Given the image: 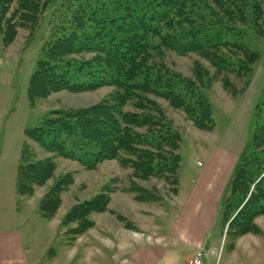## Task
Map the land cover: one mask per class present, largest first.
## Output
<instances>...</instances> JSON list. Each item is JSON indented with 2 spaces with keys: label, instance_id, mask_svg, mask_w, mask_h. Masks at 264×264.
Returning a JSON list of instances; mask_svg holds the SVG:
<instances>
[{
  "label": "trees",
  "instance_id": "1",
  "mask_svg": "<svg viewBox=\"0 0 264 264\" xmlns=\"http://www.w3.org/2000/svg\"><path fill=\"white\" fill-rule=\"evenodd\" d=\"M46 3L0 0V45H10L18 29H35ZM246 23L255 37L264 40V0H67L56 11L40 47L29 79V99L59 91H92L105 85L116 92L110 100L86 108L53 111L40 126L27 131L29 139L51 156L36 158L26 149L21 151L16 193L31 196L36 187L53 180L38 206L43 218L52 219L61 205L60 194L72 183L70 174L55 175L53 158L57 156L87 169L103 160L120 159L123 166H129L132 177L164 178L175 195L182 137L152 97L166 101L196 128L208 131L214 126L206 93L212 77L208 78L207 69L197 60L192 78L168 70L162 59L166 52L202 57L218 74L215 77L222 72L228 76L219 78L225 92L241 95L259 59L238 30V25ZM90 54L93 57H87ZM235 58L238 63L232 64ZM245 67L246 82L237 92L229 75L241 79ZM250 149L241 153L223 199L221 217L234 195L242 196L226 229H221L228 247L241 236L259 233L255 219L264 215V121L255 126ZM133 191L139 195L137 199L150 200L141 191ZM109 201L104 189L69 208L62 226L71 240L92 227L89 216L103 213Z\"/></svg>",
  "mask_w": 264,
  "mask_h": 264
},
{
  "label": "rangeland",
  "instance_id": "2",
  "mask_svg": "<svg viewBox=\"0 0 264 264\" xmlns=\"http://www.w3.org/2000/svg\"><path fill=\"white\" fill-rule=\"evenodd\" d=\"M66 1L47 0L35 29H18L17 36L10 45L5 47L0 45V200L14 198V219L20 230L27 235L30 249L34 250L42 264H69L67 261L69 243H73L75 252L77 250L75 264H121L120 245L125 241L129 245L132 244L133 238H138L139 242L143 238V232L167 240L169 245L165 246L163 258L158 259L156 264H171L177 255L178 250L175 246L178 243L174 238L167 236V231L172 230L176 222H179L174 218V212L178 208L176 203L178 192L174 195L173 186L164 178L151 177L148 180L134 178L129 166H123L120 159L103 160L95 167L87 169L76 161L55 156L53 158L56 164L55 175L70 174L72 183L60 194L61 205L51 220L40 215L38 206L53 180L48 181L43 187H36L31 196H20L15 191L17 165L23 149L36 158L51 156L29 139L27 135L29 129L40 126L53 111L86 108L110 100L116 92L113 86L105 85L92 91L79 93L59 91L45 97L36 96L29 99L27 90L29 79L35 70L40 47L48 37L56 11ZM238 26L244 44L259 55L254 65L250 86L248 85L245 93L241 95L231 96L225 92L219 78L227 75L222 72L219 77H215L218 74L202 57L195 54L181 56L166 52L165 58L162 59L164 67L168 70L192 78L193 63L197 60L207 69L208 78L212 77L208 81L211 83L210 88L206 90L207 97L212 103L214 120V128L210 132L196 129L182 111L174 110L166 101L152 97L164 109L182 137L179 148L180 180L185 193L182 198L187 196L193 185L192 181L206 168L205 164L210 154L219 160L222 156L221 151L235 153L237 156L243 147L247 146V149H250L255 126L264 121V40L253 35L249 24ZM91 56L92 54L87 55ZM237 60L239 59H231L230 62L237 64ZM244 71L241 79L229 75L237 92L243 89L246 82L248 68L245 67ZM252 150L253 148L248 152ZM104 189L108 191L110 197L106 210L103 213L91 214L89 217L93 223L92 227L83 235L71 240L66 234V228L62 226L65 213L74 204L90 199ZM136 189L142 192L139 193L141 196L150 200L137 199L139 195L133 191ZM252 189L253 186H250L249 192ZM237 199L242 200L239 193L232 198L229 210L222 214L225 217H221L225 203L222 202L218 208V224L215 229L219 239V231L226 229L227 222L236 213ZM180 201L179 199L178 203ZM6 212L12 213L8 206ZM261 222L263 228L264 217ZM139 244L143 245L142 242ZM227 256L224 251L223 260Z\"/></svg>",
  "mask_w": 264,
  "mask_h": 264
},
{
  "label": "crops",
  "instance_id": "3",
  "mask_svg": "<svg viewBox=\"0 0 264 264\" xmlns=\"http://www.w3.org/2000/svg\"><path fill=\"white\" fill-rule=\"evenodd\" d=\"M209 102L213 117L212 103ZM246 147H243L237 156L235 153L221 151L222 156L219 160L210 154L205 164L206 168L192 181L193 185L184 198H182L185 193L182 190L179 167L176 200L178 208L174 212V218L179 222H176L172 230L167 231V236L174 238L178 243L175 246L178 250L177 255L171 264H190L198 252H202V264H264V227H261L263 224L261 219L264 215L255 219L259 233L241 236L233 247L226 245L225 235L221 230L219 239L215 229L218 224V208L226 195L240 155ZM179 199L180 203H178ZM13 202L14 198L0 200V264H42L34 250L30 249L27 235L20 230L14 219ZM7 206L12 213L6 212ZM22 225L23 223L20 224ZM142 235L143 238L139 242L143 245L139 244L138 238H133L134 242L130 245L125 243L127 241L120 245L121 264H156L158 259L162 260L165 246L169 245L167 240L159 236L152 237L145 232ZM69 244L67 261L69 264H75L77 250L75 252L73 243ZM224 251L228 255L225 260H223Z\"/></svg>",
  "mask_w": 264,
  "mask_h": 264
},
{
  "label": "built area",
  "instance_id": "4",
  "mask_svg": "<svg viewBox=\"0 0 264 264\" xmlns=\"http://www.w3.org/2000/svg\"><path fill=\"white\" fill-rule=\"evenodd\" d=\"M203 255L201 252L197 253L193 260L190 261V264H202Z\"/></svg>",
  "mask_w": 264,
  "mask_h": 264
}]
</instances>
